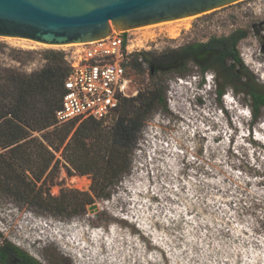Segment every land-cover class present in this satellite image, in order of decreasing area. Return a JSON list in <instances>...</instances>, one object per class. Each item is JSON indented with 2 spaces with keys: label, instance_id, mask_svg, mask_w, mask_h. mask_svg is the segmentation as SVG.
Wrapping results in <instances>:
<instances>
[{
  "label": "rangeland",
  "instance_id": "1",
  "mask_svg": "<svg viewBox=\"0 0 264 264\" xmlns=\"http://www.w3.org/2000/svg\"><path fill=\"white\" fill-rule=\"evenodd\" d=\"M192 17L151 28L167 37L149 53L160 56L245 30L241 58L264 85V0H242ZM73 45L0 38V66L32 74L46 65L44 57L13 50L42 54ZM188 67L183 77L171 72L158 79L149 76L146 63L135 71L139 92L157 82L167 88L166 103L136 129L129 149L111 150L112 159L127 169L99 193L105 198L94 197L93 174L80 175L64 161L63 147L54 152L60 164L40 182L19 165L8 166L10 156L0 158V247L12 244L40 264H264V112L253 122L243 95L227 89L219 97L213 72L202 76L192 63ZM138 105L108 116L103 130L116 129L124 114L133 118ZM90 122L56 123L33 136L45 142L63 130L71 131L70 139L82 125L96 127ZM93 142L86 139V149ZM92 151L81 160L98 161ZM37 154L29 155L33 169ZM99 156V163L108 161V151ZM76 178H86L89 186L78 187ZM101 180L106 183L103 175ZM84 194L94 203L76 215L56 213L59 203L68 211L78 208Z\"/></svg>",
  "mask_w": 264,
  "mask_h": 264
},
{
  "label": "trees",
  "instance_id": "2",
  "mask_svg": "<svg viewBox=\"0 0 264 264\" xmlns=\"http://www.w3.org/2000/svg\"><path fill=\"white\" fill-rule=\"evenodd\" d=\"M247 36V31L237 30L228 36L212 37L207 42L187 44L160 56L144 52L135 55L129 63L131 74L135 76V71L141 70L143 63H146L149 76L153 79L171 72H176L183 77L190 72L188 66L192 63L199 69L202 76L209 72L214 73L219 97H223L227 89H232L235 94L243 95L244 99L250 103L253 122H256L264 112V85L249 71L241 58L238 45ZM13 51L26 58L37 54L42 55L47 63L40 71L32 74H24L16 69L0 66V158L5 155L10 156L8 166L19 165L25 171L32 172L37 182H40L48 171L47 176L52 174L60 164L54 152H60L63 147L64 161L77 173L93 174L94 197H107L99 196V193L104 192L107 186L127 169L123 164L119 166L115 158L112 159L111 150L118 153L130 148L136 129L166 103L167 88L165 90V87L159 86L160 84L156 82L151 89L139 92L137 97L126 99L115 115L119 114L122 108H131L134 102L139 105L132 110L133 118L126 120L124 116L127 114H124L122 121L114 130H103L102 125L109 123L106 120L87 119L96 127L82 125L70 139L71 131H58L56 136L53 134L51 138H44L45 142H43L34 137L33 133L41 132L56 124L55 113L61 105L64 83L69 73L65 53L55 50L42 54L22 50ZM89 138L94 139L90 149L94 148L92 152L98 161L93 158L88 162L81 160L85 152L90 150L86 149V139ZM35 149L39 155L37 154L38 159L33 169L31 167L33 160L29 155H35L37 152ZM107 151L108 161L105 164L102 162V165L99 162L104 161V158L99 155ZM102 175L106 181L103 185ZM97 185L99 187H96ZM84 195L87 199L78 208L73 210L71 208L68 211L59 203L55 206L56 213L66 212L67 215H76L81 209L84 210L85 206L94 203V197L89 194ZM0 264L40 263L16 246L6 244L0 247Z\"/></svg>",
  "mask_w": 264,
  "mask_h": 264
},
{
  "label": "water",
  "instance_id": "3",
  "mask_svg": "<svg viewBox=\"0 0 264 264\" xmlns=\"http://www.w3.org/2000/svg\"><path fill=\"white\" fill-rule=\"evenodd\" d=\"M242 0H0V38L66 46L197 16Z\"/></svg>",
  "mask_w": 264,
  "mask_h": 264
},
{
  "label": "built area",
  "instance_id": "4",
  "mask_svg": "<svg viewBox=\"0 0 264 264\" xmlns=\"http://www.w3.org/2000/svg\"><path fill=\"white\" fill-rule=\"evenodd\" d=\"M144 31V30H143ZM167 37L163 31L130 29L66 50L69 73L55 113L57 124L75 120H108L126 99L137 97L135 76L129 63L135 55L158 49ZM142 61V58L139 59Z\"/></svg>",
  "mask_w": 264,
  "mask_h": 264
},
{
  "label": "bare ground",
  "instance_id": "5",
  "mask_svg": "<svg viewBox=\"0 0 264 264\" xmlns=\"http://www.w3.org/2000/svg\"><path fill=\"white\" fill-rule=\"evenodd\" d=\"M193 17H188V18H185V19H179V22L181 21V22H184V21H188V20H190V19H192ZM176 22H178V21H176ZM175 22H173V21H167V22H165V23H162V24H160V25H152V26H149V27H146V28H142V29H139V30H144V29H151V28H153V27H158V26H161V25H169V26H171L172 24H174ZM174 28V27H173ZM173 28H171L170 30H169V32L171 33V35H175V33H174V30L175 29H173ZM13 39H15V38H13ZM21 40H26V39H21ZM32 42V41H31ZM34 43H36V42H34ZM36 44H40V43H36ZM41 45H43V46H49V45H45V44H41ZM84 44L83 43H77V44H74L73 46L74 47H81V46H83ZM75 182H76V184H77V186L78 187H80V188H87L88 186H89V181L86 179V178H76V180H75Z\"/></svg>",
  "mask_w": 264,
  "mask_h": 264
},
{
  "label": "clouds",
  "instance_id": "6",
  "mask_svg": "<svg viewBox=\"0 0 264 264\" xmlns=\"http://www.w3.org/2000/svg\"><path fill=\"white\" fill-rule=\"evenodd\" d=\"M207 80L209 81L210 79L207 77Z\"/></svg>",
  "mask_w": 264,
  "mask_h": 264
}]
</instances>
